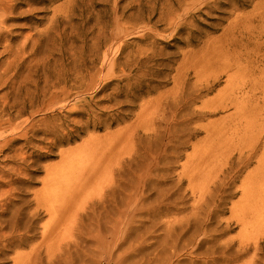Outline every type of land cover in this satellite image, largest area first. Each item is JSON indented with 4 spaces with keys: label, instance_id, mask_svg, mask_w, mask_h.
<instances>
[{
    "label": "rangeland",
    "instance_id": "obj_1",
    "mask_svg": "<svg viewBox=\"0 0 264 264\" xmlns=\"http://www.w3.org/2000/svg\"><path fill=\"white\" fill-rule=\"evenodd\" d=\"M0 264H264V0H0Z\"/></svg>",
    "mask_w": 264,
    "mask_h": 264
}]
</instances>
